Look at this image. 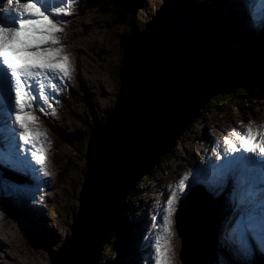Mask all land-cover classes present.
Instances as JSON below:
<instances>
[{
	"label": "water",
	"instance_id": "obj_1",
	"mask_svg": "<svg viewBox=\"0 0 264 264\" xmlns=\"http://www.w3.org/2000/svg\"><path fill=\"white\" fill-rule=\"evenodd\" d=\"M136 16L147 0H114ZM122 51L114 108L86 142L79 210L50 264H96L133 187L170 154L191 124L226 51L208 0H162ZM223 60V59H222ZM222 62V61H221ZM203 100V97H202ZM222 204L197 189L181 208L182 264H214Z\"/></svg>",
	"mask_w": 264,
	"mask_h": 264
},
{
	"label": "rangeland",
	"instance_id": "obj_2",
	"mask_svg": "<svg viewBox=\"0 0 264 264\" xmlns=\"http://www.w3.org/2000/svg\"><path fill=\"white\" fill-rule=\"evenodd\" d=\"M80 1L82 2L80 6L79 0H75L73 6L67 9V12L70 13L69 15L58 18L63 21L59 25V27L63 29V33L59 38L66 52L69 53L71 57V80L65 82L60 93L51 96L53 100L52 108L47 109L46 116L42 114L45 117L40 116L39 113H34L40 130L44 131L48 138V141L44 143V147L47 149L45 153V155H47L46 165L50 168L52 167V169L48 171L50 177L46 178V180L51 183V190L48 193L49 196L47 195L44 198L45 202L50 205L51 210L54 209L55 212L52 211L51 213L52 219L48 217L47 219L44 218L45 215L37 216L36 214L39 213L38 211H40L42 215L43 211H45L47 215H49V213L46 212V208L43 207L42 211L39 207L32 206L31 204L30 206L29 204H19L20 206L17 207L13 199H10L11 203H5L4 201L7 195L3 194L4 201L0 199V202L3 204V207H0V226L3 225V233H0V236L5 240L4 244L0 245V253L3 252L0 256V261H4L3 264H50L51 260L49 259V255L53 253L51 251H57L64 239L71 234L69 226L71 225L72 218L79 210V202L76 199L81 190L80 183H82L85 173L84 155L89 134L82 135L81 138L78 139L79 141L76 139L72 143L63 141L58 134L60 132L68 139L70 135H77L79 131L84 133L86 125L93 127L95 125L94 120L104 118L102 112L106 116V113L114 107L116 95L121 85L118 74L121 67L122 42L124 40L122 36L128 35L131 25L116 26L113 23L112 17L115 12L113 8L108 6V0ZM90 2H97V6L93 8L91 6L88 7ZM161 2L162 0L146 1V8L137 15L136 21L139 26L138 29L143 28L144 23L161 5ZM63 5L67 6L66 4ZM7 7V5H0V11ZM219 8L223 11L221 6H219ZM253 32L258 35L262 30H254ZM232 43L233 41L231 44ZM241 47L243 48L242 50L229 49V51H226L227 55L223 57L221 62L222 65L229 59L235 61H237L236 59L239 60L240 56L238 57L237 53H248V46L244 47L242 45ZM76 64L78 65V70ZM79 66L81 69H79ZM216 78L218 77L213 74L212 80ZM82 85L85 86L87 92L92 95V99L96 102L97 107L95 114L88 109L84 101H80L83 94L79 93V87L81 89ZM209 87L208 89L210 90ZM209 90H207V94ZM204 96L202 97L204 98ZM258 99L259 101L255 103L253 107L243 106L241 102H233L231 104L227 103L228 105H223L221 110L209 108L206 113L203 114L202 117H199L197 119L198 121L189 128L187 133L177 141L178 143L176 142L177 145L175 144L172 150L171 159L163 160L162 162L161 158V164L159 162L160 169L158 167L156 170L158 172H153L155 170L154 168L146 177L149 181L145 178L147 181H144V179L141 180L135 188H154L156 183H152L153 185H151L150 182L156 181V179H158L156 182H161L162 178H165L166 180L164 183L167 184V189L173 187L174 184L177 185L178 181L184 175H188V173L192 171V168H189V166L196 163L194 152H198L199 141L203 139L202 133L204 124H210V128L215 125L214 123L221 124L225 131L229 130L227 129L228 127L231 128L240 125V122L247 125L250 120L254 122V126L264 125V100L261 99V93H258ZM94 101L93 103H95ZM45 107L47 108V106ZM199 111L200 106L193 118L198 116ZM198 134H200L199 136L201 137H199ZM208 134L207 131L206 135ZM80 140H82V142H80ZM78 142L82 143L83 152L81 155L80 153L76 154V149L74 147V144ZM71 161L74 163L68 165ZM7 176L12 177V179L27 181L26 183L45 180V178H40L43 177L42 175L40 177H35L34 180L20 175L15 177L13 174H8ZM158 189L160 191L159 186ZM15 192L13 197L17 194ZM12 193L13 192H11V194ZM228 193L229 190L226 191V194ZM40 197L42 198V196ZM166 199V196L163 197V201H166ZM178 204L179 208L175 217V228L173 229L175 235L172 239V247L175 254L173 264H182L180 260V252L182 250L181 207L183 206L181 199L178 201ZM26 207L30 208L34 214ZM24 208L28 213L23 210ZM11 210L14 216L12 217V214L9 213L12 218L9 217L8 220L4 221L2 216ZM221 219L222 218H220V222L217 224V237L218 229H220L223 222ZM26 220H28L29 223L28 221L26 222ZM52 222H55V224L52 225ZM29 228H35V233L33 231V235L36 237L39 245L34 246L32 240L29 239H33ZM8 234L9 237H14L15 241L13 246L10 247L11 249L7 248L6 250L7 243L10 244V241L5 239ZM118 238H121L120 244L124 249L130 247L128 230L126 228L122 227L120 229ZM134 238L137 243L141 242L137 235L134 236ZM41 239L43 241H40ZM218 239L220 238H217V243L219 244ZM110 243L113 242L110 241ZM110 243L108 245H110ZM223 249L224 252H220V255L224 256L226 250L224 247ZM118 250L119 247L116 246L113 252L107 251L106 254L104 253L103 257H99L98 264H127V260L129 262L128 255L118 257ZM229 250L231 251V249ZM217 252L219 253V250ZM220 258L221 257L217 258L214 264H218L217 261H220ZM231 259L234 260H232L234 262L233 264H247L248 260L252 261L250 255L246 253L236 254L235 251H233ZM138 260L143 261L142 255Z\"/></svg>",
	"mask_w": 264,
	"mask_h": 264
},
{
	"label": "snow or ice",
	"instance_id": "obj_3",
	"mask_svg": "<svg viewBox=\"0 0 264 264\" xmlns=\"http://www.w3.org/2000/svg\"><path fill=\"white\" fill-rule=\"evenodd\" d=\"M60 3L71 7L75 0ZM0 5L8 6L0 11V191H21L19 186L27 181L14 180L6 172L30 180L50 176L44 147L47 134L40 130L34 113L47 115V109L52 108L50 92L60 93L65 82L71 80V57L59 38L63 21L57 19L70 13L63 6L45 7L39 0H0ZM248 5L252 27L264 30V0H248ZM238 127L242 134L233 129V138L223 141L224 159L215 154L220 163L209 161L208 175L197 172L190 179L186 174L175 187L165 189L167 199L154 209L152 217L156 227L145 237L146 264H173L175 217L186 189L203 185L211 195L218 196L229 177L236 181L230 201L233 214L220 230V243L226 254L219 264H233V251L249 252V235L264 250V180L258 186L253 175L260 169L264 177V159L244 155L264 157V125L254 126L250 120L247 125L240 122ZM33 162L36 168L31 167Z\"/></svg>",
	"mask_w": 264,
	"mask_h": 264
},
{
	"label": "trees",
	"instance_id": "obj_4",
	"mask_svg": "<svg viewBox=\"0 0 264 264\" xmlns=\"http://www.w3.org/2000/svg\"><path fill=\"white\" fill-rule=\"evenodd\" d=\"M208 1L215 6L216 18L218 19L219 24L222 27L226 38V41L224 43H225V47H227V50L229 48H235V49L238 48L231 45L232 41L247 43L248 40L249 43H251L250 44L251 52L249 54L246 52L241 54L237 53L238 57L240 56L239 60L236 59L237 61H235L229 59L226 60V63L224 65H222L221 63L223 59V55L220 57L217 69L214 71V75H216V77L218 78L212 80L209 93L203 98V102L198 117L200 115L205 114L209 108L221 110L222 109L221 107L223 105H228L233 102H237V103L241 102L243 106L253 107L255 103L259 101L258 93H261V99L264 100V32L260 35L259 38L251 36V32H249L248 29L244 26L238 14L234 10L236 7V3L234 2V0H208ZM107 4L109 7L113 8V11L115 12V14L112 17V21L116 26L132 25V24L138 25L136 20H137V15L141 12V10L138 11L136 16H130L120 11L114 0H108ZM89 6H91L92 8L96 7L97 2H90ZM219 6H221L223 11L220 10ZM128 36L129 33L128 35L126 34L123 36L124 40L122 42V48ZM79 92L80 94H83L80 101L82 102L84 101L88 109L93 111L95 114L97 105L93 103V99L91 95L87 92V89L85 88L84 85H82L81 89L79 88ZM103 115L105 116L104 113ZM94 121H95V125L93 127H89V125L85 126L84 133L82 131H79L77 135H70L68 139L65 138L60 132L58 135L63 141L66 142L72 143L76 139L77 141H79L78 139L81 138L82 135L84 134L90 135L92 128L99 126L103 123L101 119H96ZM195 121L196 118L194 119L193 122ZM80 142H82V140H80ZM74 147L76 149V154L80 153L81 155L83 152L82 143L79 142L75 143ZM167 159L170 160L171 155H167L164 158V160ZM73 163L74 162L71 161L69 162L68 165L70 164L72 165ZM145 178L144 181L146 180ZM135 187L133 189H135ZM137 189H141V188H137ZM135 196H137L136 192H134V190H131L129 196L125 200V208L122 211V215L119 219V223L117 224L116 228L113 231L112 238L115 236H117V238L119 237L120 229L123 227V225L126 222L125 217L127 213L129 214L128 208L131 207L128 201L135 199L136 198ZM52 211L55 212V210L53 209ZM57 213L59 215L58 210ZM120 241L121 240L119 238L118 243H120ZM112 242L113 243H110V245L105 246V248L102 251L103 254L104 253L106 254L107 248L111 252L114 251L116 246L115 239H113Z\"/></svg>",
	"mask_w": 264,
	"mask_h": 264
},
{
	"label": "bare ground",
	"instance_id": "obj_5",
	"mask_svg": "<svg viewBox=\"0 0 264 264\" xmlns=\"http://www.w3.org/2000/svg\"><path fill=\"white\" fill-rule=\"evenodd\" d=\"M57 0H51V3L52 4H54L55 2H56ZM235 1H237V2H239V4L241 5L242 4V0H235ZM57 2H59V0L57 1ZM62 6V5H61ZM73 6V5H72ZM64 7H66V10L67 9H69V7H67V6H64ZM88 7H89V5H88ZM82 9H84V8H82ZM4 10H6V8H3L1 11H4ZM79 15V14H78ZM54 18H56V17H54ZM58 19V18H57ZM103 35V34H102ZM235 44H237V43H235ZM237 46H240V45H237ZM232 49H235V48H232ZM238 49V48H237ZM121 68V67H120ZM213 76V75H212ZM212 76H211V79H212ZM120 83H121V81H120ZM121 86V85H120ZM210 87H211V83H210ZM209 87V88H210ZM202 102H203V100H202ZM202 102L200 103V109H201V105H202ZM114 108V107H113ZM112 108V109H113ZM109 112V111H108ZM107 112V113H108ZM35 113H39L40 114V116H43V117H45L44 115H42L39 111H36ZM106 113V114H107ZM104 118H105V116H104ZM215 125L212 127V128H210V124H204L203 125V135L202 136H204V135H206L207 134V131H208V133L211 135V133H212V137L208 134V136L209 137H211V138H215V135H214V133H215V131L216 132H219V133H223V134H227V133H229V131H230V129L229 130H226L225 131V129H223L222 128V126H221V124H217V123H214ZM208 126V127H207ZM221 128V129H220ZM220 130V131H219ZM200 134H198V136H199ZM197 136V137H198ZM199 137H201V136H199ZM198 143V142H197ZM199 145H201V143L199 142ZM202 150H204V148H202ZM193 165V164H192ZM47 169H50V167H48L47 166ZM258 169H256V171H254L253 173L254 174H257V171ZM8 175V174H7ZM39 177V176H38ZM50 179H52V178H50ZM263 180H264V177H263ZM45 181V180H44ZM46 182L47 183H50V181H48V180H46ZM179 182V181H178ZM259 182H261V181H258V182H256V183H259ZM32 184V183H31ZM51 184V183H50ZM138 184V183H137ZM178 184V183H177ZM151 185H153V184H151ZM156 186V185H155ZM135 187V186H134ZM133 187V188H134ZM159 187H160V190H161V186L159 185ZM46 188V187H45ZM45 190V189H44ZM133 190V189H132ZM159 190V189H158ZM155 198H156V196H155ZM149 201V200H148ZM229 204H231V202L229 203ZM30 206V205H29ZM144 207V206H143ZM156 207H158V206H156ZM15 208V207H14ZM26 208H28V207H26ZM33 208H35V207H33ZM28 210H30V212L32 213V214H34V212L33 211H31V209L30 208H28ZM11 212H13L12 210L10 211V213ZM129 212V214H131V211L129 210L128 211ZM146 213L144 212L143 214H141L138 218H136V225H134V227H133V230H132V239L130 238V240H132L133 241V239H134V243L136 244V249L137 250H139V251H136V254L138 253V255H140V257H141V253H142V251H145V246L144 245H142V243L140 242V243H137L136 242V240H135V238H134V236H136L137 235V237L139 238V241H142V239H141V237H142V234H143V231H144V229H145V226L144 225H142L143 223H142V220L144 219V215H145ZM222 220V219H221ZM218 222H220V219H219V221ZM141 225H142V228H141ZM221 227H222V225H221ZM221 227H220V229H218V237H219V234H220V230H221ZM5 239H8V241H10V244H8L7 243V245H6V250H7V248L9 249L11 246H13V243H14V241H15V238L13 237V238H11V237H9V234H8V236L5 238ZM17 240V239H16ZM4 242H5V240L3 239V238H0V245H3L4 244ZM11 242H12V244H11ZM17 242V241H16ZM141 245H142V247H141ZM11 249V248H10ZM147 250V252H148V248H146ZM5 250V251H6ZM20 252V251H19ZM260 252V253H259ZM263 253V251L261 250V248H256L255 250H253V254H259L260 255V257L261 258H264V256L262 255V253ZM248 255H250V257H251V259L253 260V255H252V253L251 254H248ZM221 256H223V255H219V257H221ZM218 257V258H219ZM196 262L199 264L200 262H201V259L199 258V257H197L196 259ZM200 260V261H199ZM219 262L220 261H217V263L219 264ZM23 264V263H22ZM139 264H140V262H139Z\"/></svg>",
	"mask_w": 264,
	"mask_h": 264
},
{
	"label": "flooded vegetation",
	"instance_id": "obj_6",
	"mask_svg": "<svg viewBox=\"0 0 264 264\" xmlns=\"http://www.w3.org/2000/svg\"><path fill=\"white\" fill-rule=\"evenodd\" d=\"M122 38H123V36H122Z\"/></svg>",
	"mask_w": 264,
	"mask_h": 264
}]
</instances>
